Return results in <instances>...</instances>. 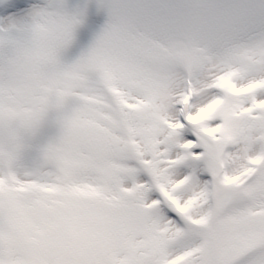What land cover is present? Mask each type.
I'll return each instance as SVG.
<instances>
[{
  "label": "snow or ice",
  "instance_id": "1",
  "mask_svg": "<svg viewBox=\"0 0 264 264\" xmlns=\"http://www.w3.org/2000/svg\"><path fill=\"white\" fill-rule=\"evenodd\" d=\"M0 264H264V0H0Z\"/></svg>",
  "mask_w": 264,
  "mask_h": 264
}]
</instances>
